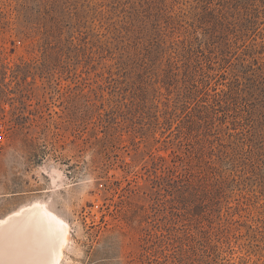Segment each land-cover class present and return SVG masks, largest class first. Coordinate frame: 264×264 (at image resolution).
<instances>
[{"label":"rangeland","instance_id":"obj_1","mask_svg":"<svg viewBox=\"0 0 264 264\" xmlns=\"http://www.w3.org/2000/svg\"><path fill=\"white\" fill-rule=\"evenodd\" d=\"M37 203L61 264H264V0H0V221Z\"/></svg>","mask_w":264,"mask_h":264},{"label":"bare ground","instance_id":"obj_2","mask_svg":"<svg viewBox=\"0 0 264 264\" xmlns=\"http://www.w3.org/2000/svg\"><path fill=\"white\" fill-rule=\"evenodd\" d=\"M70 238L63 217L31 204L0 221V264H61Z\"/></svg>","mask_w":264,"mask_h":264}]
</instances>
